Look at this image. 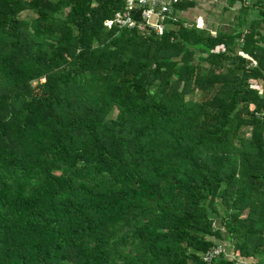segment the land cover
I'll use <instances>...</instances> for the list:
<instances>
[{
	"label": "trees",
	"instance_id": "trees-1",
	"mask_svg": "<svg viewBox=\"0 0 264 264\" xmlns=\"http://www.w3.org/2000/svg\"><path fill=\"white\" fill-rule=\"evenodd\" d=\"M196 3L0 0V264H264V0Z\"/></svg>",
	"mask_w": 264,
	"mask_h": 264
},
{
	"label": "built area",
	"instance_id": "built-area-1",
	"mask_svg": "<svg viewBox=\"0 0 264 264\" xmlns=\"http://www.w3.org/2000/svg\"><path fill=\"white\" fill-rule=\"evenodd\" d=\"M127 11L123 13V15L116 14L114 21L118 24H127L132 26L135 24V21L130 17L129 10L139 6L141 9V21L144 24H147L150 29L155 30L158 34L163 33L164 25L162 23V18L166 12H170V5L173 2H177L178 0H125ZM154 5H158L159 8L155 9ZM107 25L112 23V20H107L105 22ZM219 252L218 248L211 249L207 251L203 259L206 261H210V259Z\"/></svg>",
	"mask_w": 264,
	"mask_h": 264
},
{
	"label": "rangeland",
	"instance_id": "rangeland-1",
	"mask_svg": "<svg viewBox=\"0 0 264 264\" xmlns=\"http://www.w3.org/2000/svg\"><path fill=\"white\" fill-rule=\"evenodd\" d=\"M196 6L193 10H187L184 12V16L188 19H194L195 23L197 20L198 26H204V18L208 22L205 24L207 27L210 25L211 29H215L217 25V19L214 17L211 11L218 12L222 6H224L227 3V0H196ZM234 9V8H232ZM21 16L24 15V17H29L33 15V13L24 11L20 14ZM208 15V16H207ZM230 15V12H228V16ZM188 21V20H187Z\"/></svg>",
	"mask_w": 264,
	"mask_h": 264
}]
</instances>
